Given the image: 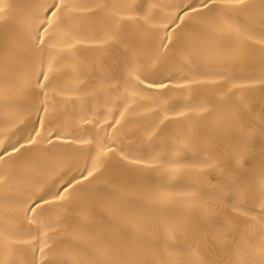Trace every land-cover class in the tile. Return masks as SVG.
Here are the masks:
<instances>
[{
    "label": "snow or ice",
    "instance_id": "1",
    "mask_svg": "<svg viewBox=\"0 0 264 264\" xmlns=\"http://www.w3.org/2000/svg\"><path fill=\"white\" fill-rule=\"evenodd\" d=\"M0 127V264H264V0L0 5Z\"/></svg>",
    "mask_w": 264,
    "mask_h": 264
},
{
    "label": "bare ground",
    "instance_id": "2",
    "mask_svg": "<svg viewBox=\"0 0 264 264\" xmlns=\"http://www.w3.org/2000/svg\"><path fill=\"white\" fill-rule=\"evenodd\" d=\"M21 2V0H0V5H3L5 8H7L8 5H17ZM37 2H41V0H37ZM161 2H167V0H161ZM256 3H259V0H255ZM19 10L16 8L12 9L13 14L17 13ZM256 70H259V65L254 66ZM248 70V69H246ZM119 103V101H117ZM137 115L133 116V119L138 122V126L136 129V134L135 135H129L127 137L128 140L134 141L137 144H139L142 140L145 139L144 133L140 131V128L146 127L148 123L153 119L155 116L154 112H149L146 108H140L138 109ZM102 119V118H101ZM132 125H129V128H132ZM173 128L176 126L173 125ZM7 131L6 129H3L0 127V132H5ZM188 157V158H186ZM191 154L190 153H180L178 156H175V159L181 160L182 163L186 165V169L184 170L183 174L177 177V180L181 182V187L184 183H191L194 180V176L191 174L193 169L191 166ZM151 176V181L155 184H159L161 181V173L159 171L152 172L150 173ZM168 183H175L176 181H166ZM174 195H178L177 193H174Z\"/></svg>",
    "mask_w": 264,
    "mask_h": 264
}]
</instances>
